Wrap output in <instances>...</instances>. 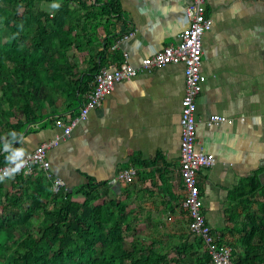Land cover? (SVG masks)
Masks as SVG:
<instances>
[{
	"label": "crops",
	"instance_id": "crops-1",
	"mask_svg": "<svg viewBox=\"0 0 264 264\" xmlns=\"http://www.w3.org/2000/svg\"><path fill=\"white\" fill-rule=\"evenodd\" d=\"M95 1L69 4L75 11L69 18L77 23L76 32L83 34L86 29L91 37L83 36L80 46L84 54L76 58L79 74L83 82H89V89L84 86V91L78 90L71 107L64 103L66 98L59 100L57 118L65 121L78 118L101 68L120 66L125 60L138 66L143 58L176 42L177 35L190 25L188 12L193 3L119 0L120 18L106 12L85 26L89 13L81 2L97 14L102 4L111 6L113 0H100L92 6ZM53 5L43 2L40 6L53 12ZM207 15L212 25L203 35L206 79L197 98L196 146L213 155L215 163L200 170L198 180L206 220L221 245L231 249L234 264L232 252L242 249L239 242L250 224V204L235 187L255 174L264 184V0H207ZM184 94L183 63L138 73L116 82L102 105L92 109L86 119H79L69 134L56 124L55 116L29 123L14 142L20 141L10 152L9 163L20 161L40 144L57 140L47 158L50 171L66 182L67 191L89 182L109 183L101 188L98 201L127 203L132 229L128 234L136 241L168 254L172 264L178 260L180 264H213L206 248L190 247L196 237L189 230L190 216L183 207L186 190L180 173V139ZM215 114L226 120H212ZM135 155L149 164L140 169L142 175L132 164ZM125 169L136 170L130 182L119 177ZM11 182L6 181L3 193L12 188ZM16 192L12 189L14 196ZM259 194L260 190L250 196L252 211L258 209L254 196L260 198ZM73 199L83 202L85 197L75 192ZM0 201L4 203L5 197ZM31 224L38 227L42 223L33 218Z\"/></svg>",
	"mask_w": 264,
	"mask_h": 264
},
{
	"label": "trees",
	"instance_id": "trees-1",
	"mask_svg": "<svg viewBox=\"0 0 264 264\" xmlns=\"http://www.w3.org/2000/svg\"><path fill=\"white\" fill-rule=\"evenodd\" d=\"M72 1L0 0V166L10 162L9 154L20 141L14 142L29 123L49 115L57 118L61 98L71 107L77 91H84V86L89 89L76 58L84 54L83 36L91 34L86 29L83 34L76 32L77 23L69 18L75 13L69 7ZM43 2L59 7L50 12L40 6ZM109 3L93 14L81 2L89 13L84 25L90 26L106 12L120 18L119 0ZM132 164L140 175V169L149 165L137 155L132 156ZM34 170L0 180V198L6 199L0 201V264H172L168 254L146 248L128 234L132 229L126 202L98 201L101 188L109 183L89 182L76 191L55 194L51 179L44 171ZM8 180L12 188L3 193ZM12 189L17 191L15 196ZM235 189L250 205V196L258 190L260 198L254 196L257 210L248 205L250 224L239 242L242 249L233 250L232 260L234 264H264V184L255 174L243 178ZM75 192L84 195L83 202L73 199ZM33 218L42 224L32 226ZM190 247L206 248L199 237Z\"/></svg>",
	"mask_w": 264,
	"mask_h": 264
},
{
	"label": "built area",
	"instance_id": "built-area-1",
	"mask_svg": "<svg viewBox=\"0 0 264 264\" xmlns=\"http://www.w3.org/2000/svg\"><path fill=\"white\" fill-rule=\"evenodd\" d=\"M190 25L177 35V41L165 45L157 53L142 59L140 65L134 66L125 60L120 66L101 68L95 76V85L86 103L79 111L78 118L65 121L62 117L56 119V124L69 134L79 119H86L89 112L102 105L106 95L118 81L129 79L138 73L150 71L153 68L168 64L183 63L185 65V94L182 98L181 139H180V173L186 190L183 207L190 216L189 230L205 244L213 264H232L231 249L218 244V237L206 220L203 210L204 201L201 196L198 175L200 170L210 168L215 163V157L199 150L197 142V98L203 88L206 77L202 70L203 35L211 28L212 22L207 15V0H193L189 8ZM214 121H225L226 117L215 114ZM57 140L43 143L25 155L23 159L0 166V180L15 174L30 173L36 167L42 168L52 181V191L57 194L67 191L66 182L56 177L50 171V160L47 151ZM136 170L125 169L119 177L127 182L133 180Z\"/></svg>",
	"mask_w": 264,
	"mask_h": 264
},
{
	"label": "clouds",
	"instance_id": "clouds-1",
	"mask_svg": "<svg viewBox=\"0 0 264 264\" xmlns=\"http://www.w3.org/2000/svg\"><path fill=\"white\" fill-rule=\"evenodd\" d=\"M53 7H59V5H53Z\"/></svg>",
	"mask_w": 264,
	"mask_h": 264
}]
</instances>
